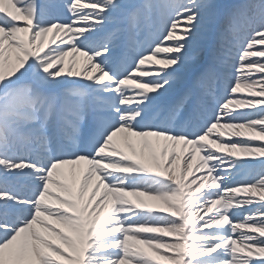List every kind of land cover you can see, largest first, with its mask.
Listing matches in <instances>:
<instances>
[{
    "label": "snow or ice",
    "instance_id": "1",
    "mask_svg": "<svg viewBox=\"0 0 264 264\" xmlns=\"http://www.w3.org/2000/svg\"><path fill=\"white\" fill-rule=\"evenodd\" d=\"M0 264H264V0H0Z\"/></svg>",
    "mask_w": 264,
    "mask_h": 264
},
{
    "label": "bare ground",
    "instance_id": "2",
    "mask_svg": "<svg viewBox=\"0 0 264 264\" xmlns=\"http://www.w3.org/2000/svg\"><path fill=\"white\" fill-rule=\"evenodd\" d=\"M227 2H236V0H227ZM83 59H84L83 57H78V65L77 66L82 65ZM245 95H246V93H245ZM120 142H121V144L123 143L122 140ZM162 146L163 145L161 143L160 147L162 148ZM176 150L179 152V151H181V148L180 147H177ZM126 151H127V149H126ZM129 154H131V153L129 152ZM238 155L241 156V157L244 156L243 153H238ZM182 166H183V159H181V161H179L178 162V165L176 166V172H177V174H179V170H180V168ZM195 168H196V162H193L192 171L188 173V178L189 179L193 178V172L195 171ZM197 175H199V173H197ZM130 199H132L133 201H136L137 198L136 197H130ZM141 199L145 200L152 207H156V208L164 207V205L162 203H160L158 201H150V200H148L147 197H142ZM257 199H258V197H257Z\"/></svg>",
    "mask_w": 264,
    "mask_h": 264
}]
</instances>
